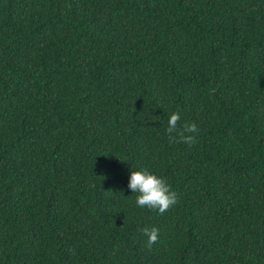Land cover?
Returning a JSON list of instances; mask_svg holds the SVG:
<instances>
[{
    "label": "trees",
    "instance_id": "trees-1",
    "mask_svg": "<svg viewBox=\"0 0 264 264\" xmlns=\"http://www.w3.org/2000/svg\"><path fill=\"white\" fill-rule=\"evenodd\" d=\"M0 264H264V0H0Z\"/></svg>",
    "mask_w": 264,
    "mask_h": 264
},
{
    "label": "clouds",
    "instance_id": "clouds-1",
    "mask_svg": "<svg viewBox=\"0 0 264 264\" xmlns=\"http://www.w3.org/2000/svg\"><path fill=\"white\" fill-rule=\"evenodd\" d=\"M178 112L172 113L167 122L166 134L170 142L192 145L195 142L198 128L195 124H181ZM128 188L136 195V205L143 209L154 210L163 215L178 203L179 195L172 190L165 179L157 177L148 170L131 171ZM147 238L145 243L149 249L157 243L159 229L152 227L141 230Z\"/></svg>",
    "mask_w": 264,
    "mask_h": 264
}]
</instances>
